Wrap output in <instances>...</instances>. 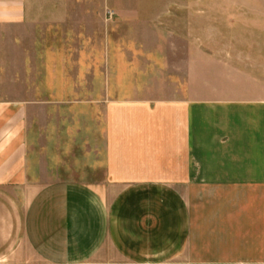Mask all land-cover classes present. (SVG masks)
Here are the masks:
<instances>
[{
  "label": "crops",
  "instance_id": "obj_1",
  "mask_svg": "<svg viewBox=\"0 0 264 264\" xmlns=\"http://www.w3.org/2000/svg\"><path fill=\"white\" fill-rule=\"evenodd\" d=\"M171 30L170 87L0 101V264H264V0H172Z\"/></svg>",
  "mask_w": 264,
  "mask_h": 264
},
{
  "label": "rangeland",
  "instance_id": "obj_2",
  "mask_svg": "<svg viewBox=\"0 0 264 264\" xmlns=\"http://www.w3.org/2000/svg\"><path fill=\"white\" fill-rule=\"evenodd\" d=\"M171 3L0 0V101H42L45 87L91 86L92 66L101 85L109 71L131 67L143 87H170Z\"/></svg>",
  "mask_w": 264,
  "mask_h": 264
},
{
  "label": "built area",
  "instance_id": "obj_3",
  "mask_svg": "<svg viewBox=\"0 0 264 264\" xmlns=\"http://www.w3.org/2000/svg\"><path fill=\"white\" fill-rule=\"evenodd\" d=\"M109 15H110L111 18L114 17V13L113 12H110Z\"/></svg>",
  "mask_w": 264,
  "mask_h": 264
}]
</instances>
